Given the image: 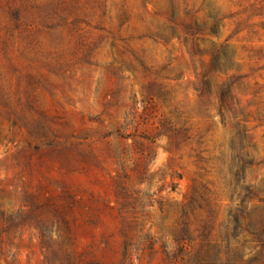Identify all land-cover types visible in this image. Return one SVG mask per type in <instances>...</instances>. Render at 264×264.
<instances>
[{
	"label": "rangeland",
	"instance_id": "obj_1",
	"mask_svg": "<svg viewBox=\"0 0 264 264\" xmlns=\"http://www.w3.org/2000/svg\"><path fill=\"white\" fill-rule=\"evenodd\" d=\"M240 214L264 0H0V264H249Z\"/></svg>",
	"mask_w": 264,
	"mask_h": 264
},
{
	"label": "trees",
	"instance_id": "obj_2",
	"mask_svg": "<svg viewBox=\"0 0 264 264\" xmlns=\"http://www.w3.org/2000/svg\"><path fill=\"white\" fill-rule=\"evenodd\" d=\"M243 217L244 215L241 214L235 215L234 222L238 228H241L252 235V240L255 242L253 248L258 249V251L249 260V264H264V221H258L256 224L249 222L245 225L243 223ZM9 220L11 221L12 218L9 217Z\"/></svg>",
	"mask_w": 264,
	"mask_h": 264
}]
</instances>
